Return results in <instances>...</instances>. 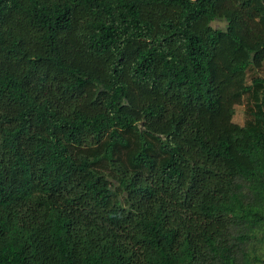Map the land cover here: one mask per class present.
Here are the masks:
<instances>
[{
	"label": "trees",
	"instance_id": "obj_1",
	"mask_svg": "<svg viewBox=\"0 0 264 264\" xmlns=\"http://www.w3.org/2000/svg\"><path fill=\"white\" fill-rule=\"evenodd\" d=\"M262 63L264 0H0V264H264Z\"/></svg>",
	"mask_w": 264,
	"mask_h": 264
},
{
	"label": "rangeland",
	"instance_id": "obj_2",
	"mask_svg": "<svg viewBox=\"0 0 264 264\" xmlns=\"http://www.w3.org/2000/svg\"><path fill=\"white\" fill-rule=\"evenodd\" d=\"M212 26L214 27H222L223 26V21H213L212 22ZM264 75V63H262V65L258 68V69H248L247 72H246V75H245V79L248 80L249 77L251 75ZM247 103V99L245 97H242L240 102H238L237 104L234 105L233 109H234V112H233V115L231 117V120L232 122H235V123H242L245 116H246V113H245V105Z\"/></svg>",
	"mask_w": 264,
	"mask_h": 264
}]
</instances>
